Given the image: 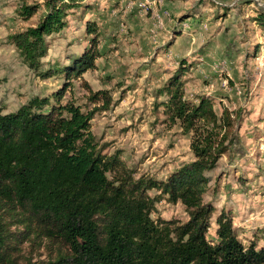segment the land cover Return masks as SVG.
Listing matches in <instances>:
<instances>
[{"label": "rangeland", "instance_id": "374dc122", "mask_svg": "<svg viewBox=\"0 0 264 264\" xmlns=\"http://www.w3.org/2000/svg\"><path fill=\"white\" fill-rule=\"evenodd\" d=\"M198 1L78 2L65 10L64 26L46 36L40 69L70 64L92 47L91 38H97L99 52L95 67L70 78H42L24 63L11 35L38 24L46 0H0V107L14 111L32 96H51L67 84L62 102L73 100L89 110L91 91L107 90L109 108L90 121L98 145L105 154L118 152L135 177L163 181L195 160L193 132L171 120L164 105L168 96L160 91L178 73L185 100L196 104L198 97H208L218 116L224 108L230 115L227 131L217 130L225 150L204 171L203 200L215 208L207 237L215 240L216 215L231 210L239 240L264 245V26L255 20L264 0ZM24 6L34 8L30 17L21 12ZM195 9L201 19H180ZM174 26L181 30L173 32ZM200 125L201 132L209 128ZM159 192L148 191L159 196L152 218H189L181 202ZM24 250L35 262L49 256L43 246L24 244Z\"/></svg>", "mask_w": 264, "mask_h": 264}, {"label": "trees", "instance_id": "16d2710c", "mask_svg": "<svg viewBox=\"0 0 264 264\" xmlns=\"http://www.w3.org/2000/svg\"><path fill=\"white\" fill-rule=\"evenodd\" d=\"M81 1L46 0L38 24L11 35L38 76L70 78L95 67L99 52L97 38H91L92 47L70 64L40 69L46 36L62 28L65 10ZM21 12L30 17L34 8L24 6ZM198 13L191 10L180 19L198 21ZM255 20L264 26V7H258ZM177 75L160 91L168 96L163 104L171 120L193 132L195 160L163 181L135 177L118 152L105 154L98 145L90 121L96 111L109 108L107 90L91 91L89 110L73 100L62 102L67 84L51 96H32L14 111L0 107V264H264V245L239 240L231 210L216 215L215 240L207 237L215 208L203 200L204 171L225 150L224 140L216 141L217 130L230 126V115L224 108L218 116L208 97H198L196 104L185 100ZM201 122L209 126L205 132ZM151 189L181 202L189 218H152L159 196H150ZM24 244L49 249L48 258L32 261Z\"/></svg>", "mask_w": 264, "mask_h": 264}]
</instances>
